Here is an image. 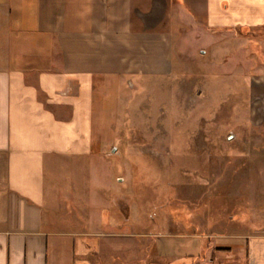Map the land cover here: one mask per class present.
<instances>
[{"label": "crops", "instance_id": "1", "mask_svg": "<svg viewBox=\"0 0 264 264\" xmlns=\"http://www.w3.org/2000/svg\"><path fill=\"white\" fill-rule=\"evenodd\" d=\"M179 1L0 0V264H196L242 244L245 264H264L261 232L124 246L109 127L126 84L174 73ZM184 2L214 70L246 77L252 42L264 54L252 39L264 0ZM252 72L246 90L264 111V64Z\"/></svg>", "mask_w": 264, "mask_h": 264}, {"label": "rangeland", "instance_id": "2", "mask_svg": "<svg viewBox=\"0 0 264 264\" xmlns=\"http://www.w3.org/2000/svg\"><path fill=\"white\" fill-rule=\"evenodd\" d=\"M176 3L174 73L126 84L109 127L107 154L121 178L114 196L123 199L131 234L125 249L149 250L168 237V248L180 250L184 240L264 233V111L246 90L252 67L264 64L262 48L252 42L256 60L241 59L246 77L234 81L201 54L193 9ZM252 37L263 39L264 30ZM238 247L218 248L231 254L219 260L210 252L196 264H245Z\"/></svg>", "mask_w": 264, "mask_h": 264}]
</instances>
